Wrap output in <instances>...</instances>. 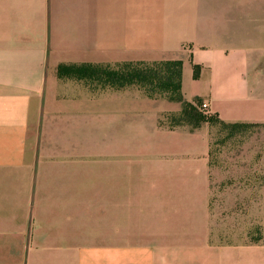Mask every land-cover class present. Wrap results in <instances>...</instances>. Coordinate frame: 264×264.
Listing matches in <instances>:
<instances>
[{
  "label": "crops",
  "instance_id": "obj_1",
  "mask_svg": "<svg viewBox=\"0 0 264 264\" xmlns=\"http://www.w3.org/2000/svg\"><path fill=\"white\" fill-rule=\"evenodd\" d=\"M163 60L187 101L264 125V0H0V264H264V146L211 162L207 124H159L179 103L57 76Z\"/></svg>",
  "mask_w": 264,
  "mask_h": 264
},
{
  "label": "trees",
  "instance_id": "obj_2",
  "mask_svg": "<svg viewBox=\"0 0 264 264\" xmlns=\"http://www.w3.org/2000/svg\"><path fill=\"white\" fill-rule=\"evenodd\" d=\"M181 60H163L155 62H123L116 64H60L57 76L61 80L83 82L94 93L111 89L121 90L127 87H138L149 98H166L177 102L181 109L169 113L159 120L161 126L173 129L188 126L194 130L203 124L219 125L224 129L238 131L248 126L245 123H226L217 115L207 114L201 109L202 99L187 101L182 93ZM201 66H193V78L198 79Z\"/></svg>",
  "mask_w": 264,
  "mask_h": 264
},
{
  "label": "rangeland",
  "instance_id": "obj_3",
  "mask_svg": "<svg viewBox=\"0 0 264 264\" xmlns=\"http://www.w3.org/2000/svg\"><path fill=\"white\" fill-rule=\"evenodd\" d=\"M168 103L178 105L173 102ZM207 125L210 127L211 162L217 161L220 155L233 153V148L236 147L248 145L264 146V125L248 126L238 131L224 129L219 125ZM110 161L104 152L93 153V167L95 168L93 178L100 179L105 177L106 166ZM105 220V202H93V246L95 247L105 246L109 243L107 240L113 236L106 232ZM250 236L259 238V228L256 233L253 229Z\"/></svg>",
  "mask_w": 264,
  "mask_h": 264
},
{
  "label": "built area",
  "instance_id": "obj_4",
  "mask_svg": "<svg viewBox=\"0 0 264 264\" xmlns=\"http://www.w3.org/2000/svg\"><path fill=\"white\" fill-rule=\"evenodd\" d=\"M208 108H209L208 105L205 102H203L201 105V109L204 110L205 113L210 114Z\"/></svg>",
  "mask_w": 264,
  "mask_h": 264
}]
</instances>
